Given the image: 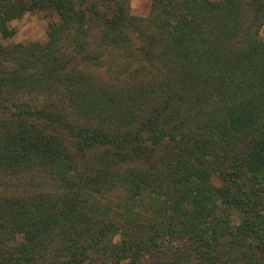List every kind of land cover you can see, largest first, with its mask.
Here are the masks:
<instances>
[{
  "label": "trees",
  "instance_id": "16d2710c",
  "mask_svg": "<svg viewBox=\"0 0 264 264\" xmlns=\"http://www.w3.org/2000/svg\"><path fill=\"white\" fill-rule=\"evenodd\" d=\"M39 7L0 47V264H264V0H0V39ZM113 54L120 87L79 70Z\"/></svg>",
  "mask_w": 264,
  "mask_h": 264
},
{
  "label": "rangeland",
  "instance_id": "374dc122",
  "mask_svg": "<svg viewBox=\"0 0 264 264\" xmlns=\"http://www.w3.org/2000/svg\"><path fill=\"white\" fill-rule=\"evenodd\" d=\"M128 4L129 14L134 17H138L141 19H145L146 17H149L150 10H151V3L152 0H126ZM216 1V0H213ZM103 9V8H99ZM105 10V9H103ZM58 17L55 15L54 12H48L43 7H39L36 10L32 12H28L24 14L19 19L13 20L9 23L10 28L14 30V35L11 38L2 40L0 39V47L4 49L12 48L13 46H17L19 44H22L24 46H27L31 43H38L40 45H43L47 42L48 36L47 32L50 25L58 24ZM259 36L261 39L264 40V26L260 29ZM138 45V42L133 43V46L131 49H134ZM120 54H113L110 57L111 61H115L113 65V69L121 71L123 74H118L117 81H111L108 74H104V71L95 72V70H92L91 68H88L87 66H79V70L85 73H94L97 76L100 77L102 81H104L106 84L110 85H116L115 87H120L124 83L128 82V78L126 77V74L129 72V70H132L134 68H139L143 63L140 59L135 58L133 62H130V65H126V61L119 56ZM135 57V56H134ZM6 67V65H3ZM10 68V67H9ZM1 70V66H0ZM32 72V71H30ZM34 75V74H33ZM36 78H40L39 74H36ZM52 101L58 100V98L51 97ZM30 104H36L38 106H41L42 103L46 101H50L48 97H46L45 92L44 95L42 94H36V98L34 99V95L30 94V91H24L22 93H19L15 96L14 99H12V106L9 105V103H5L3 107L8 109L11 113H15L17 109L13 107V105H19L25 103ZM5 111V110H4ZM0 183L6 184L3 186L6 188L8 192L15 191V189H18L17 193H20L22 188L16 186L15 180H10L7 178H2L0 176ZM213 183L215 185H219L220 182L213 178ZM233 219L238 221L240 219V216L236 213L233 215ZM20 241V238H16L15 242H8L10 247L12 248L17 243V241ZM119 237L118 235L115 236L114 241H118ZM1 247V246H0Z\"/></svg>",
  "mask_w": 264,
  "mask_h": 264
}]
</instances>
